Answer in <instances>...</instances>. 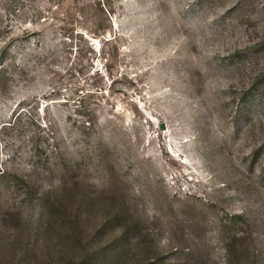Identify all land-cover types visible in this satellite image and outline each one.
Segmentation results:
<instances>
[{"label": "rangeland", "instance_id": "obj_1", "mask_svg": "<svg viewBox=\"0 0 264 264\" xmlns=\"http://www.w3.org/2000/svg\"><path fill=\"white\" fill-rule=\"evenodd\" d=\"M0 264H264V0H0Z\"/></svg>", "mask_w": 264, "mask_h": 264}]
</instances>
